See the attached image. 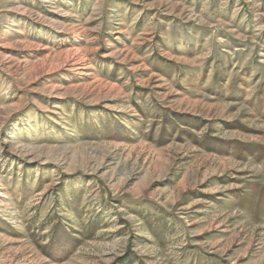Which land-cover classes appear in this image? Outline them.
<instances>
[{
	"label": "rangeland",
	"instance_id": "374dc122",
	"mask_svg": "<svg viewBox=\"0 0 264 264\" xmlns=\"http://www.w3.org/2000/svg\"><path fill=\"white\" fill-rule=\"evenodd\" d=\"M0 264H264V0H0Z\"/></svg>",
	"mask_w": 264,
	"mask_h": 264
}]
</instances>
